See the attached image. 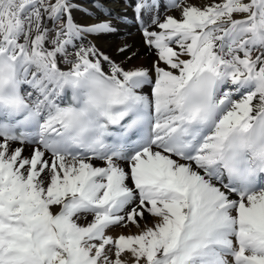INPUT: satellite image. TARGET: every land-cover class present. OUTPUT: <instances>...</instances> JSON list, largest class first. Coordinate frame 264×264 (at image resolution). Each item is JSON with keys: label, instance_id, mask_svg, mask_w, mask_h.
I'll return each instance as SVG.
<instances>
[{"label": "snow or ice", "instance_id": "1", "mask_svg": "<svg viewBox=\"0 0 264 264\" xmlns=\"http://www.w3.org/2000/svg\"><path fill=\"white\" fill-rule=\"evenodd\" d=\"M91 7L0 0V264H264V172L227 155L264 127V0ZM129 21L148 65L97 43Z\"/></svg>", "mask_w": 264, "mask_h": 264}, {"label": "clouds", "instance_id": "2", "mask_svg": "<svg viewBox=\"0 0 264 264\" xmlns=\"http://www.w3.org/2000/svg\"><path fill=\"white\" fill-rule=\"evenodd\" d=\"M228 157L235 171L233 179L243 184L252 173L264 172V127L256 124L248 131L229 134ZM259 170V171H257Z\"/></svg>", "mask_w": 264, "mask_h": 264}, {"label": "bare ground", "instance_id": "3", "mask_svg": "<svg viewBox=\"0 0 264 264\" xmlns=\"http://www.w3.org/2000/svg\"><path fill=\"white\" fill-rule=\"evenodd\" d=\"M80 2L82 4L85 5V7H87L92 13H94L95 15L99 16L101 15V10L100 9H93L91 7V3L92 0H80ZM104 2V6H105V10H111V12L113 14H117L120 13L122 11L121 8V0H103ZM193 3H200L201 0H192ZM163 11V7L161 9ZM172 15H179L178 12L173 11L171 13ZM76 16V19L80 22V23H89L90 18L87 16H84L81 13H75L74 14ZM125 33H128L129 35L125 36V39L129 42V43H133L138 47V50L140 52V59L134 60L132 61V63H138V64H145L148 65L151 63L152 59H154V57H151L149 55H146L145 50L143 48V46L140 43V35L137 32L136 28H133V26L131 25V21H129V24L127 26H124L121 28L120 33L115 35V36H107V37H101L97 43L98 45L104 49L107 52H112L119 44L123 43V41L121 40V36L124 35ZM132 232H135L136 229L134 227H132L130 229ZM122 230L120 228H115L112 230V235H117L121 232Z\"/></svg>", "mask_w": 264, "mask_h": 264}]
</instances>
